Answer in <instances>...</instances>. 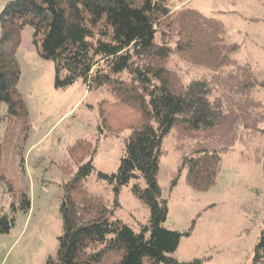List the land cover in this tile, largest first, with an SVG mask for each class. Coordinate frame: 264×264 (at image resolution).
<instances>
[{"label": "trees", "instance_id": "1", "mask_svg": "<svg viewBox=\"0 0 264 264\" xmlns=\"http://www.w3.org/2000/svg\"><path fill=\"white\" fill-rule=\"evenodd\" d=\"M26 27L32 29L31 43L39 55L54 63L55 87L80 81L88 90L111 93L113 102L99 103L97 131L101 125L130 130L111 173L95 171L90 142L77 140L68 148L77 169L61 184L62 233L56 261L47 264H202L205 258L177 261L170 256L189 230L163 226L168 208L158 170L162 140L174 129L179 138L196 143L182 156L171 186L185 170L186 184L206 191L216 182L221 155L242 141V131L254 133L264 120L263 104L252 92L264 86V79L257 80L248 63L232 57L239 45L224 42L223 23L189 6L172 10L168 0H7L0 10V105H5L0 118L22 119L25 125L16 51ZM172 54L207 68L209 77L183 83L168 65ZM129 113L136 116L134 122ZM260 160L264 179V147ZM94 172L111 186L112 206L87 189ZM129 182L131 194L149 212L137 230L114 217L120 190ZM21 201L26 210L24 194ZM262 222L252 264H264ZM13 223L1 213L0 233Z\"/></svg>", "mask_w": 264, "mask_h": 264}, {"label": "rangeland", "instance_id": "2", "mask_svg": "<svg viewBox=\"0 0 264 264\" xmlns=\"http://www.w3.org/2000/svg\"><path fill=\"white\" fill-rule=\"evenodd\" d=\"M6 1L0 0V10ZM168 5L172 10L189 6L219 19L224 25V42L239 45L232 57L248 63L257 80L264 79V0H168ZM31 33L26 27L16 51L20 66L17 88L27 108V123L0 118V215L14 219L9 231L0 233V264L56 261L57 237L62 233L61 184L77 169L68 148L77 140L90 142V151L95 148L91 155L95 171L111 173L117 169L123 140L130 132L129 128L110 131L102 125L97 131L99 103L113 102L111 93L106 88L88 90L80 81L55 87L54 63L39 55L31 43ZM168 65L185 84L210 74L207 68L192 65L176 54L170 56ZM252 92L264 107V86L256 85ZM4 109L1 104L0 116ZM128 115L129 122H134L136 116ZM258 128L251 134L242 131V141L221 155L216 182L206 191L187 185L185 170L171 186L182 156L195 148V139L179 138L173 129L162 140L158 184L168 208L163 226L189 230L170 254L172 258H205L202 264H252L264 218L260 160L264 120ZM130 184L120 190L114 217L137 230L147 222L149 212L131 194ZM86 186L112 206L111 186L98 180L95 172ZM23 194L29 201L26 210L21 209Z\"/></svg>", "mask_w": 264, "mask_h": 264}, {"label": "crops", "instance_id": "3", "mask_svg": "<svg viewBox=\"0 0 264 264\" xmlns=\"http://www.w3.org/2000/svg\"><path fill=\"white\" fill-rule=\"evenodd\" d=\"M24 30H25V29H24ZM24 30H23V31H24ZM22 33H23V32H22ZM22 38H23V34H22ZM22 41H23V40L21 39V42H22ZM20 44H21V43H20ZM19 46H20V45H19Z\"/></svg>", "mask_w": 264, "mask_h": 264}]
</instances>
